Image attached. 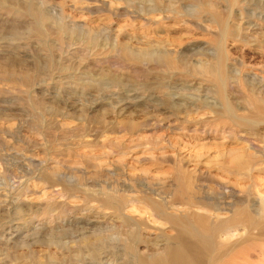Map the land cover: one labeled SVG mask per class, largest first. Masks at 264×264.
I'll use <instances>...</instances> for the list:
<instances>
[{"label": "rangeland", "instance_id": "rangeland-1", "mask_svg": "<svg viewBox=\"0 0 264 264\" xmlns=\"http://www.w3.org/2000/svg\"><path fill=\"white\" fill-rule=\"evenodd\" d=\"M262 209L264 0H0V264H161L184 226L264 264Z\"/></svg>", "mask_w": 264, "mask_h": 264}, {"label": "bare ground", "instance_id": "bare-ground-1", "mask_svg": "<svg viewBox=\"0 0 264 264\" xmlns=\"http://www.w3.org/2000/svg\"><path fill=\"white\" fill-rule=\"evenodd\" d=\"M247 209H249V208H247ZM262 210H264V209H262ZM239 211H242L243 213L240 216L238 215L239 217L236 214V216L238 218L234 215L235 216L234 219L235 218L237 219V223L238 222H243L246 225L251 224L252 223L251 215L250 214L248 215L247 213H244L243 210H239ZM219 212L218 211H216V212L214 211L216 220L219 218L218 217V215L220 214ZM262 212H264V211H262ZM239 214H241V213L239 212ZM255 215H254V217H255ZM258 216H261V215L259 214ZM255 223H257V222H255ZM191 228H189L187 226H184V227H180L177 230L175 238H174L173 247H171V249L169 248L166 251L167 253L164 254V257L157 261L158 263H161V264H204L205 258L208 256V251H209V248L211 247V244H212L211 241L212 240H211L210 237H207V236L203 235V233L200 230H196V229H193V228L191 229ZM247 228L248 227H246V230L250 229V228H248V229ZM252 229H254V228H252ZM219 231H221V230H219ZM237 231L238 230H236L235 226H234V228H231V229L229 227H227V228H225V231H223V233H218L217 237L222 242V244H223V242L227 243L230 239L237 238L239 236ZM241 232H242V229H241ZM241 232H240V235L242 236L243 233L241 234ZM186 235H190L193 240L189 239ZM239 238H241V237L239 236ZM257 259H259V257H257ZM148 262H150L149 259H148ZM145 264H152V263L150 262V263H145ZM154 264H156V263H154Z\"/></svg>", "mask_w": 264, "mask_h": 264}]
</instances>
